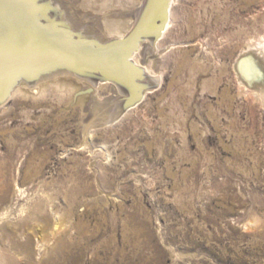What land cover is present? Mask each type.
Listing matches in <instances>:
<instances>
[{"label":"rangeland","instance_id":"1","mask_svg":"<svg viewBox=\"0 0 264 264\" xmlns=\"http://www.w3.org/2000/svg\"><path fill=\"white\" fill-rule=\"evenodd\" d=\"M176 1L161 83L116 123L93 128L89 148L80 147L84 113L68 103L48 97L25 113L16 95L0 113L9 131L0 162L13 180L28 170L37 188L66 177L81 189L74 208L59 197L39 215V194L57 191L42 183L33 196L27 184L19 203L34 197L31 208L0 221V264H264V0ZM245 53L256 54L262 78H244Z\"/></svg>","mask_w":264,"mask_h":264},{"label":"bare ground","instance_id":"2","mask_svg":"<svg viewBox=\"0 0 264 264\" xmlns=\"http://www.w3.org/2000/svg\"><path fill=\"white\" fill-rule=\"evenodd\" d=\"M176 2V0H0V113L16 95L20 98L16 105L22 106V112L25 113H27L25 105H38L48 97L57 104L68 103L71 111L79 109L84 113L81 116L80 130L83 142L80 147L85 145L84 148H89L93 128L116 123L138 107L146 94L161 83L157 69L163 55L160 44L173 25L172 12ZM37 3H42V6H37ZM38 11L44 22H49L47 25L41 24L39 16L37 17ZM159 18H162L161 25H157ZM58 24L63 28H58ZM138 25L137 33L130 39H125ZM5 29L7 30L4 31ZM142 34L147 36L139 41ZM10 35L17 40L15 43L12 42L13 39L7 38L11 37ZM74 37L80 39L74 40ZM84 38L91 40L83 42ZM23 39L26 41L30 39L31 42L27 46L20 45L18 40ZM110 41L118 42L101 48V44ZM97 45L98 48L95 50L94 46ZM256 45L264 51V40L257 41ZM68 59L72 60L67 62L69 66L93 64L102 69L103 74H93L91 71L78 68L77 71L71 70L62 63ZM240 64L244 71L243 76L247 80L262 78L263 65L255 53H245ZM20 76L22 78L19 80ZM137 77L144 79L138 80ZM13 84H16L15 87L7 95ZM144 87L148 88L142 90ZM3 116H0V120ZM9 118L14 119L12 111L9 112ZM7 132L9 131L5 129V125L0 123V135H6ZM58 139L59 137L57 141ZM62 142L65 143V138ZM14 149L11 144L9 150L13 152ZM63 150L67 152L68 148L64 147ZM10 169L9 162H0V203L6 205L4 212L0 213V221L13 216L12 211L16 207L17 214L23 217L34 198L31 196L32 198L28 197L24 203H19L21 199H26V194L32 187L26 185H35L33 183L36 181L37 173L28 170L22 173L18 169L17 172L19 175L21 173L22 179L20 181L16 175L13 180ZM71 182V179L61 177L50 183L39 182V188L35 185L33 196H38L37 194L41 192L42 183L57 191L56 196L50 195L47 198L39 194L42 202L38 204L37 208L40 211L37 209V214L42 215L41 211L45 205L55 210L54 204L59 197L66 200L69 208H74L81 189L77 187V183L68 185ZM12 186L14 196L10 198L8 193L11 192ZM27 220L24 218L21 227L25 228ZM30 244V239H27L22 248L28 252ZM65 244L62 242L59 245L62 250L66 247ZM42 247L43 245L39 246L41 250ZM137 253L141 254L139 248ZM57 254V257L62 255L60 250L59 252L57 250ZM144 258L143 256L142 264L147 262ZM53 259H49V262L59 264V260Z\"/></svg>","mask_w":264,"mask_h":264},{"label":"water","instance_id":"3","mask_svg":"<svg viewBox=\"0 0 264 264\" xmlns=\"http://www.w3.org/2000/svg\"><path fill=\"white\" fill-rule=\"evenodd\" d=\"M37 1V0H36ZM37 6H42V3H37ZM39 15H41V13L38 11V13H37V17L39 16ZM38 19L40 20V22H41V24L42 25H47L49 22H44V18L43 17H38ZM162 21V18H159V19H157V25H161V22ZM51 22V21H50ZM57 27L58 28H63L60 24H58L57 25ZM138 28H139V25L130 33V34H128V36L125 38V39H130L133 35H135V33H137V31H138ZM7 29H5L4 31H6ZM11 37H7V38H9V39H13L12 40V42L13 43H15V41H17L16 39H15V37L13 36V35H10ZM141 37H140V39H139V41H141L142 40V38H145L147 35H145V34H142V35H140ZM27 39V38H26ZM26 39H23V40H18V42H19V44L20 45H23V46H27V45H29V43L31 42L30 41V39L28 40V41H26ZM74 40H78V39H80L79 37H74L73 38ZM83 40V42H88L89 40H91V39H86V38H84V39H82ZM114 42H118V41H110V42H108V43H103V44H101V48H105L106 46H108V45H110V44H112V43H114ZM96 45V44H95ZM14 46V45H13ZM98 48V45L97 46H94V49L96 50ZM25 51V50H24ZM133 52V51H132ZM71 62L72 60H67L66 62H62V63H64L63 65L65 66V67H69L71 70H74V71H77V68L78 69H80V70H83V71H91L93 74L95 73V74H99V75H101V74H103V72H102V69H100V68H97V67H95L93 64H91V65H79V66H69V65H67V62ZM46 62V61H45ZM44 62V63H45ZM43 69V68H42ZM41 71H43V70H41ZM101 73V74H100ZM22 78V76H20L18 79L20 80ZM138 78V80H141V79H144V78H140V77H137ZM112 79H114V78H112ZM15 85L16 84H13L12 85V87L10 88V90H9V92H8V94L7 95H9L10 94V92H11V90H12V88L13 87H15ZM148 87H144L142 90H146ZM153 88H157L156 86L155 87H153Z\"/></svg>","mask_w":264,"mask_h":264}]
</instances>
